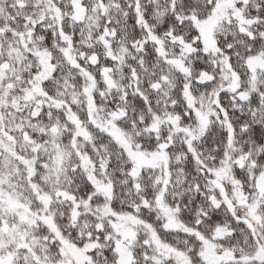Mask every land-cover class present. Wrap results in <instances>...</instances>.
Returning <instances> with one entry per match:
<instances>
[{
	"label": "snow or ice",
	"instance_id": "1",
	"mask_svg": "<svg viewBox=\"0 0 264 264\" xmlns=\"http://www.w3.org/2000/svg\"><path fill=\"white\" fill-rule=\"evenodd\" d=\"M0 264H264V0H0Z\"/></svg>",
	"mask_w": 264,
	"mask_h": 264
}]
</instances>
